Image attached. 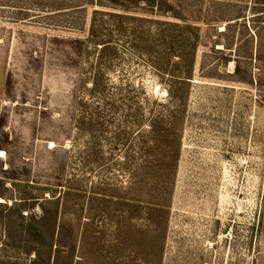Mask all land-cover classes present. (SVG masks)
Instances as JSON below:
<instances>
[{"label": "rangeland", "instance_id": "1", "mask_svg": "<svg viewBox=\"0 0 264 264\" xmlns=\"http://www.w3.org/2000/svg\"><path fill=\"white\" fill-rule=\"evenodd\" d=\"M33 1L0 0L35 8L0 6V264H264V13Z\"/></svg>", "mask_w": 264, "mask_h": 264}, {"label": "trees", "instance_id": "2", "mask_svg": "<svg viewBox=\"0 0 264 264\" xmlns=\"http://www.w3.org/2000/svg\"><path fill=\"white\" fill-rule=\"evenodd\" d=\"M2 2H4L5 0H1ZM7 1H9V0H7ZM21 2H23V1H21ZM260 2V8H259V11H257V12H260V13H264V0H260L259 1ZM37 2H35V0L32 2V4L31 5H33V6H37V4H36ZM0 6H7V8L6 9H11V8H13V10H16L17 12H16V15L18 14V15H22V14H29V13H27V12H32V11H35V8H33V7H22V6H19V5H7V4H3V3H0ZM51 15V14H50ZM10 18H12V19H15V20H17V19H21L20 18V16H17V17H11L10 16ZM24 18H26V17H24ZM24 18H22V19H24ZM90 40H96L95 41V43H97V39H95L96 37L94 36V35H92V36H90V37H88ZM243 67H242V65H241V62L240 61H238V60H236V69H235V71H234V73L235 74H237V75H240L241 76V78H243V81L245 80L246 81V78L245 77H243V69H242ZM33 225H30V227H29V229H27V235L31 238V239H33V240H35L36 242H41V240H42V238H43V233H42V231L40 230V228H39V226L37 225V224H34V223H32ZM35 238V239H34ZM7 264V263H6Z\"/></svg>", "mask_w": 264, "mask_h": 264}, {"label": "crops", "instance_id": "3", "mask_svg": "<svg viewBox=\"0 0 264 264\" xmlns=\"http://www.w3.org/2000/svg\"><path fill=\"white\" fill-rule=\"evenodd\" d=\"M219 2H226V3H232V4H239V5H242V4H245V8H251V9H259L260 8V0H217ZM249 1L250 2H253V5H251V7H249ZM241 18V16H238L236 17V19H239Z\"/></svg>", "mask_w": 264, "mask_h": 264}, {"label": "built area", "instance_id": "4", "mask_svg": "<svg viewBox=\"0 0 264 264\" xmlns=\"http://www.w3.org/2000/svg\"><path fill=\"white\" fill-rule=\"evenodd\" d=\"M209 244H210L211 246H214V244H216V243H215V241H210Z\"/></svg>", "mask_w": 264, "mask_h": 264}]
</instances>
